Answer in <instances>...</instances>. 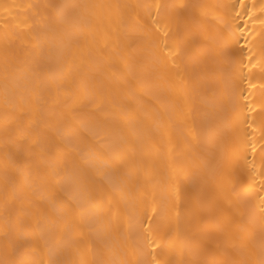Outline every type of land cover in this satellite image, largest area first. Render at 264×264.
I'll return each instance as SVG.
<instances>
[{"label":"snow or ice","instance_id":"obj_1","mask_svg":"<svg viewBox=\"0 0 264 264\" xmlns=\"http://www.w3.org/2000/svg\"><path fill=\"white\" fill-rule=\"evenodd\" d=\"M0 67V264H264V0H0Z\"/></svg>","mask_w":264,"mask_h":264},{"label":"bare ground","instance_id":"obj_2","mask_svg":"<svg viewBox=\"0 0 264 264\" xmlns=\"http://www.w3.org/2000/svg\"><path fill=\"white\" fill-rule=\"evenodd\" d=\"M4 3L8 4H21V5H27L30 3H42L44 0H3ZM75 2L79 3H109V2H117V0H75ZM132 2H137V0H132ZM139 2L143 3H153L156 2V0H139ZM163 2V0H161ZM168 2H173V0H168ZM14 11H17L20 13L18 16L19 21H23L24 15L22 9H16ZM15 28L16 25H13ZM17 31L27 32L28 29L23 26L21 23L18 28H16ZM15 55L20 58L30 57L35 55V51L26 44H18ZM193 56V66L192 70L190 72V83L192 86V94L189 98V104L191 106L192 110V123L199 128V112L202 109V101L201 96L203 93V89L200 87V69L196 63V57L198 56V53L193 50L192 53ZM3 94V74H2V67H0V96ZM199 145L196 140H193L192 142V150L196 151L198 149ZM179 179L182 182L183 186V176L179 177ZM0 186H2V176H0ZM0 199H2V193H0ZM205 214L204 210L200 208V206L197 204L194 198L190 199L187 204V218L192 219L196 214ZM3 222V214H2V208H0V224ZM2 247V245H0Z\"/></svg>","mask_w":264,"mask_h":264}]
</instances>
